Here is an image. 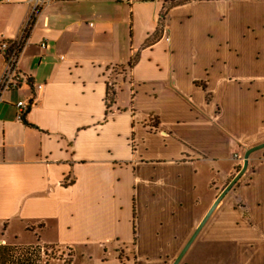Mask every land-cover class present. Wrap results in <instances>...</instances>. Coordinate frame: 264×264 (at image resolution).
<instances>
[{
    "label": "crops",
    "instance_id": "0c3cea01",
    "mask_svg": "<svg viewBox=\"0 0 264 264\" xmlns=\"http://www.w3.org/2000/svg\"><path fill=\"white\" fill-rule=\"evenodd\" d=\"M175 1L50 0L33 14L0 0V41L30 22L23 81L0 95V241L70 264H172L264 143V0ZM254 163L180 264H264V153Z\"/></svg>",
    "mask_w": 264,
    "mask_h": 264
},
{
    "label": "built area",
    "instance_id": "2783aa9c",
    "mask_svg": "<svg viewBox=\"0 0 264 264\" xmlns=\"http://www.w3.org/2000/svg\"><path fill=\"white\" fill-rule=\"evenodd\" d=\"M34 2L33 14L37 12L38 7L48 3L50 0H31ZM33 17V16H32ZM32 19V18H31ZM30 30V22L24 29L21 37L13 41H0V55L4 57V70L0 77V95L3 92L16 90L22 83V78L17 70V62L19 54L26 42ZM42 47H45L42 45ZM38 90L42 89V86L37 87ZM18 109V118L23 119L28 104L25 102H18L16 104ZM7 248L10 253V262L8 264H47L49 261L56 260L61 264H70V258L66 253L60 250L56 254H52L49 247L43 244L35 245H7L4 241H0V248ZM60 258H59V256Z\"/></svg>",
    "mask_w": 264,
    "mask_h": 264
},
{
    "label": "water",
    "instance_id": "95a60500",
    "mask_svg": "<svg viewBox=\"0 0 264 264\" xmlns=\"http://www.w3.org/2000/svg\"><path fill=\"white\" fill-rule=\"evenodd\" d=\"M261 150H264V143H261L259 145L253 146L251 148H248L245 150L242 158V166L241 169L236 173V175L231 179V181L227 184V186L219 193V195L215 198L214 202L209 207L208 211L205 213L199 224L197 225L196 229L194 230L193 234L191 235L188 242L185 244L183 249L180 251V253L177 255L175 260L172 264H180L181 260L187 253L188 249L194 242V240L197 238L201 230L204 228L208 220L211 218L217 207L220 205V203L224 200V198L234 189L236 184L241 180V178L245 175V173L248 170L249 163H250V157L254 153H257Z\"/></svg>",
    "mask_w": 264,
    "mask_h": 264
},
{
    "label": "trees",
    "instance_id": "16d2710c",
    "mask_svg": "<svg viewBox=\"0 0 264 264\" xmlns=\"http://www.w3.org/2000/svg\"><path fill=\"white\" fill-rule=\"evenodd\" d=\"M182 2H183V0H177V1L173 2V3H171V6L179 5V4H181ZM152 41H153V40H152ZM152 41H149V43H151ZM134 62H135V60H133L132 62H130V63H129V66L132 67L133 64H134ZM107 100L109 101L110 104H112V103L114 102V93L112 92L111 89H109V91H108V94H107ZM262 153H264V150L259 151V152H257V153H254L253 155H251L249 166H250V164L252 165V163L255 164V163H254V159H255V157H257V155L262 154ZM240 169H241V165L237 168L236 173H237ZM252 170H253V166H250V172H251ZM243 178H244V177H242L241 180L236 184V186L234 187V189H236V188L239 186V184H240V182L243 180ZM229 182H230V181H227V182L225 183L223 189L227 186V184H228ZM234 189H232V191H233ZM238 205H239V207L241 208V210L243 211V215H244V217H245V218H248V213H247V210H246L245 206L243 205V203L239 202ZM0 249H1V250H0V252H1V256H0V264H8V262H10V253H9L8 249H6V250H3V248H0ZM49 250H50V252H51V258H53V257H52V254H56V253L59 251V250H58L57 248H55V247H49ZM63 253H64V252H63ZM68 257L71 258V253H70V251H68ZM70 260H71V259H70ZM70 260H69V261H70Z\"/></svg>",
    "mask_w": 264,
    "mask_h": 264
},
{
    "label": "rangeland",
    "instance_id": "374dc122",
    "mask_svg": "<svg viewBox=\"0 0 264 264\" xmlns=\"http://www.w3.org/2000/svg\"><path fill=\"white\" fill-rule=\"evenodd\" d=\"M262 151V150H261ZM241 166H242V162H241ZM249 173H250V166L248 167V170H247V172L245 173V175L243 176L244 178L243 179H247V178H245L246 176H248L249 175ZM234 192H235V189L233 190ZM233 191H231L228 195H227V197H231L232 195H233Z\"/></svg>",
    "mask_w": 264,
    "mask_h": 264
}]
</instances>
